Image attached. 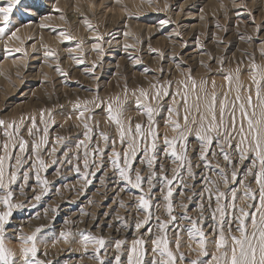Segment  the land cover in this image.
<instances>
[{
  "label": "rangeland",
  "instance_id": "rangeland-1",
  "mask_svg": "<svg viewBox=\"0 0 264 264\" xmlns=\"http://www.w3.org/2000/svg\"><path fill=\"white\" fill-rule=\"evenodd\" d=\"M165 5L168 6L166 10ZM2 6H6V0H0V7ZM62 16L64 19H61ZM73 16L77 17L76 20ZM85 18L92 24V29H88L83 23ZM161 21L167 23L161 25ZM42 24L47 27H41ZM3 27L4 23L0 21V28ZM61 31L75 39L61 42L58 39ZM13 32L18 39L12 38ZM125 32L131 35L125 36ZM177 32L180 33L179 36L176 35ZM97 33L104 37L103 41L99 42L103 48L102 56L92 49V45L98 43L94 38ZM248 37L252 39L249 40ZM81 41L82 57L80 50L76 48ZM125 44L133 47L125 49ZM17 48H22L27 55L25 56L24 52H17ZM261 48H264V0H150V2L120 0V3H116V0H20L10 15L5 34L0 37V120L7 123L19 121L22 116L32 115H36L38 120L41 109H51L55 123L49 127V144L41 152V158L49 165L46 171L41 173V176L49 181L48 193L39 201L34 199L41 191L34 173L31 174L27 186L21 189L20 186L24 183L22 172L28 169L29 164L24 165L20 178L12 186L13 202L22 204V207L13 210L9 223L5 225V243L16 253L17 260L19 261L20 247L17 237L29 235L37 227L43 226L38 234L37 258L46 262L98 264L94 259L93 245L90 244L85 251L79 243L80 235L83 233L105 238L106 246L100 252L105 264H114L117 240L126 241L120 252L122 262L126 264L127 248L131 246V241L143 238L147 253L145 259L150 264L151 240L159 234L156 217H160L161 220L169 218L164 209L165 202L161 193L163 185L159 180L154 181L151 191L152 218L144 227L137 230L135 224L145 215L143 211L136 209V197L140 195V191L120 180L111 167L109 157L112 140H116L117 151L122 152L124 146L119 143L115 125L105 123L107 103L119 96L125 101L123 113L125 124L127 125L131 118L133 127L136 123L146 126L147 117L136 105L138 88L149 89V85L157 80L161 83L171 80L170 91L175 92L178 87L177 81L185 79L190 70L198 84L201 78L208 80L209 90L214 79L216 90L220 98H223L224 73L234 72L239 66L240 82L244 87H248L250 84L248 65L251 59L254 57L257 64L264 65V57L260 55ZM151 49L163 52L164 58L161 59L159 52H153ZM47 50H54L58 59L45 57L44 53ZM72 57L82 59L83 63L77 64ZM221 59L223 72L219 71ZM57 65L67 75L57 72ZM161 68L163 73L159 71ZM88 69L91 71H86ZM125 86L128 89L126 97ZM234 95V92L230 93L229 99L234 98ZM246 95L247 93L242 92V96ZM94 97L99 98L97 103L102 100L104 104L99 108L89 105L92 109V120L89 124L94 127L99 122V128L94 131V138L88 151L99 143V146L104 148V154L102 158L89 156L90 169L95 175H89L88 179L92 182L85 184L81 176L84 171L85 149L81 148L77 152L75 148L77 141L83 139L84 129L81 122L76 119L78 110L75 104L85 100L91 101ZM253 100L255 102L254 92ZM170 103L171 97H166L161 102L159 113L154 117L159 134L158 162L155 170L159 174V164L163 163L169 177L175 165L163 155L165 148L163 139L165 135L169 138L173 135L171 129L166 127L169 115L167 107ZM29 126L30 121L25 120L21 135L31 142L33 138L27 134ZM40 128L42 130L43 125H40ZM100 131L109 133L107 147L99 140ZM59 136L64 137L65 142L63 145H57V152L50 156L53 142ZM5 139L3 129H0V145ZM143 147L141 144V149ZM13 151L19 152L18 148ZM65 151L69 152L67 160L64 159ZM199 152V142L194 135L190 136L188 155L192 161L195 178H187L185 170H182V174L186 183L194 187L184 189L182 196L179 183L174 181L173 214L177 216V220L169 225L168 229V235L173 241L174 229L181 224L179 218L184 214V209L179 205L181 202L187 203L189 205L187 214L193 218L197 217L199 195L194 196L191 202L186 197L192 195L194 191L198 193L202 190L203 176L211 174L206 172L199 161ZM0 154H3L2 151ZM77 154L80 159H76ZM30 156L29 143L25 159ZM137 156L138 159L133 162L134 169L139 168L141 175L145 177L143 189L147 193V176L150 170L139 162V158L143 157V151L138 152ZM53 159L58 162L52 164ZM101 159L102 167L97 171L91 162L95 160L100 163ZM209 159L213 165L219 163L229 179L231 172L234 169L237 171V182L230 187L240 189L238 195L242 193L239 184L241 180L256 189L254 179L245 175L251 166V157L241 162L233 153L232 165L226 164L220 156L215 159L209 156ZM12 163H15L14 158ZM76 166L80 167L81 172L74 170ZM132 175L134 178V171ZM101 180L104 181L103 184ZM220 187L224 190L222 184ZM0 195H3L2 191ZM204 203L207 209V201ZM237 203L242 204L243 201L238 199ZM205 217V229L211 239L212 221L207 210ZM183 226L186 228L188 222L184 221ZM148 229L152 230L151 234ZM62 231L72 233L70 243L65 244L63 240L58 239ZM187 243V235L184 233L180 250L184 253L185 264L196 255L195 252L188 250ZM171 247L175 251L174 243ZM208 250L212 252L214 248L209 245Z\"/></svg>",
  "mask_w": 264,
  "mask_h": 264
},
{
  "label": "snow or ice",
  "instance_id": "snow-or-ice-1",
  "mask_svg": "<svg viewBox=\"0 0 264 264\" xmlns=\"http://www.w3.org/2000/svg\"><path fill=\"white\" fill-rule=\"evenodd\" d=\"M19 3L20 0H6V6L0 7V21L4 23V27L0 28V37L5 34L10 15ZM116 3H120V0H116ZM167 7L165 5V10ZM61 19H64V17L62 16ZM83 23L88 29H92L93 26L87 18ZM165 23L167 21H161V25ZM41 27H47V25L42 24ZM124 35L130 36L131 33L125 32ZM176 35L179 36L180 33L177 32ZM12 38L18 39L15 32L12 33ZM94 38L98 43H94L92 49L102 56L103 48L99 42H102L104 37L97 33ZM58 39L63 42L75 38L61 31ZM241 39H244V37H241ZM248 39L251 40L252 38L248 37ZM82 43L83 41L76 45L77 50H80L81 57L83 56ZM197 44L199 46V41ZM124 47L128 49L133 45L125 44ZM16 51L24 52L22 48H17ZM151 51L159 52L158 49H151ZM24 55L26 56L27 53L24 52ZM44 55L45 57L58 59L54 50H47ZM159 55L161 59L164 58L163 52H159ZM260 55L264 57V48L260 49ZM72 59L77 64L83 63L80 58L72 57ZM219 63L221 65L219 71L223 72V59ZM56 71L62 75H67V73L62 72L59 65H57ZM86 71H91V69ZM159 71L163 73L162 68ZM240 75L241 68L239 66L236 67L234 72L224 73L225 91L223 98H220L216 90L217 86L214 79L211 81V90H209L208 80L201 78L198 84L190 70L185 79L177 81L178 87L175 92L170 91L171 80H165L162 83L157 80L149 85V89L138 88L136 91L139 96L136 105L138 109H142V114L147 117L146 126L142 123H136L133 127L131 118H129L127 125L125 124L123 118L125 101H122L119 96L114 97L107 103L105 123L115 125L119 143L124 146L122 152L117 151L115 148L116 140H112V151L109 157L111 167L118 174L120 180L140 191V195L136 197V209L137 211H143L145 215L142 220H138L135 224L137 230L144 227L152 218L151 191L154 187V181L159 180L163 185L161 193L165 202L164 209L169 218L161 220L160 217H156L159 234L151 240L152 257L150 264H178V259L179 264H185L184 253L180 250L184 233L187 235L188 250L196 254L195 258L188 261V264H264V65L257 64L254 57L251 59L248 65V79L250 81L248 87L241 84ZM124 92L126 97L127 86H125ZM232 92L235 95L230 100L229 94ZM242 92L247 93V95L242 96ZM166 97H171V103L167 107L169 115L166 120V127L171 129L173 135L170 138L167 135L164 136L165 148L163 155L175 165L171 170V177L167 175L163 163L159 164V174L155 170V165L158 162L157 141L159 134L154 117L159 113L162 106L161 102ZM98 99V97H94L91 101L85 100L75 104V108L78 110L76 119L81 122L84 129L83 139L77 141L75 148L77 152L81 148L85 149L83 153L84 171L81 173L85 184L92 182L88 179L89 175H95V172L90 169L89 156L102 158L104 154V148H101L99 143L91 151H88L94 138V131L99 128V122L94 127L89 124V121L92 120V109L89 105H94L97 108L101 107L104 101L101 100L97 103ZM181 110L183 115H181ZM181 119L183 123H181ZM25 120L30 121L27 134L33 138L31 142L21 135V131L25 127ZM52 123H55V121L52 119L51 109H41L38 120L36 115L22 116L19 121L13 120L7 123L0 120V129H3V136L6 138L3 144L0 145V151L3 153L0 154V191L3 192V195H0V206H2L0 208V264H52L51 261L46 262L37 258L39 250L38 234L42 231L43 226L37 227L29 235L17 237L20 241L19 261L16 253L5 243V225L9 223L13 210L22 207V204L13 202L12 186L20 178L25 164H29V167L22 172L24 183L21 184V189L27 186L31 174L34 173L35 180L41 189L40 194L35 195L34 199L39 201L42 196L48 193L49 181L42 177L41 173L46 171L49 165L41 158V152L49 144V127ZM40 125H43L42 130ZM193 135L199 142L198 159L203 164L206 172L211 174L203 176L202 190L198 193L194 191L192 195L186 197L191 202L194 196L199 195L200 202L197 204V217L193 218L187 214L189 207L187 203L181 202L179 205L184 209V214L179 218L181 224L174 229L175 239L173 241L168 235V229L169 225L177 220V216L173 214L174 181L179 183L182 196L184 195V189L194 187V185L186 183L182 174V170H185L187 178H195L192 161L188 155V140ZM98 136L99 140L103 141L105 147H107L110 140L109 133L100 131ZM64 142V137H57L53 142L49 155L54 156L57 152V145H63ZM29 143L31 144V156L25 159ZM141 144L144 145L143 149H141ZM17 148L18 153L13 151ZM140 151H143V157L139 158L140 164L146 165L150 170L147 176V193L143 189L145 177L141 175L139 168L134 169L133 162L138 159L137 153ZM233 153L241 162L251 157V166L247 169L245 175L254 179L256 189L241 180L239 184L242 193L238 195L240 189L230 187L231 184L237 182V171L234 169L229 179L225 169L219 163L213 165L212 160L209 159V156L212 159L220 156L226 164L232 165ZM68 156L69 152L65 151L64 159L67 160ZM13 158L15 163H12ZM76 159H80L78 154ZM51 162L56 164L58 161L53 159ZM60 162L63 163L64 161ZM68 162L71 163L70 160ZM91 163L98 171L102 167L103 161L101 159V162L97 163L93 160ZM74 170L78 173L81 172L79 166H76ZM133 171L135 172L134 178ZM101 183L103 184L104 181L101 180ZM221 184L224 190H221ZM238 199L243 203L238 204ZM205 200L207 201V209L205 208ZM123 206V202H121V207ZM206 210L212 221L210 225L211 239L205 229ZM118 219L123 218L118 217ZM184 221L188 222L186 228L183 226ZM151 231V229H148L149 234H151ZM58 239L63 240L65 244L70 243L72 233L62 231ZM79 243L85 251H87L90 244L93 245L94 259L98 264H105V260L100 256L101 249L106 246L104 237L81 233ZM173 243L175 251L171 247ZM125 244V240L115 242L114 264H123L120 252ZM209 245L214 248L212 252L208 250ZM146 254L145 240L143 238L133 239L131 246L127 248L126 264H148L145 259Z\"/></svg>",
  "mask_w": 264,
  "mask_h": 264
},
{
  "label": "bare ground",
  "instance_id": "bare-ground-1",
  "mask_svg": "<svg viewBox=\"0 0 264 264\" xmlns=\"http://www.w3.org/2000/svg\"><path fill=\"white\" fill-rule=\"evenodd\" d=\"M73 18L76 20L77 17L76 16H73Z\"/></svg>",
  "mask_w": 264,
  "mask_h": 264
}]
</instances>
